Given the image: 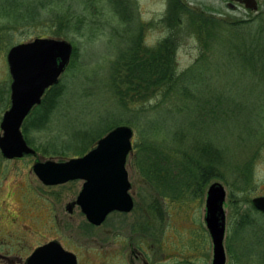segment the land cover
<instances>
[{
	"label": "rangeland",
	"instance_id": "374dc122",
	"mask_svg": "<svg viewBox=\"0 0 264 264\" xmlns=\"http://www.w3.org/2000/svg\"><path fill=\"white\" fill-rule=\"evenodd\" d=\"M7 1L0 0V9ZM17 1L19 9L15 17L9 18L10 22L1 16L3 12L0 11V122L10 105L11 76L6 62L9 49L43 35L66 40L73 46L68 69L59 82L60 87H63L59 100L62 111H55L51 116L52 122L56 121V126L61 130L52 131L53 125L51 129L31 133L35 147L52 137H65L66 133L72 132L71 128L75 132L79 131L83 119L93 117L101 119L96 125L98 128L122 118L120 125L130 127L133 139L136 138L135 126L162 119V111H158L155 104L160 100L163 89L148 86L140 78L143 77V71L136 75L130 74L124 64L133 57L146 60L147 56H154L148 53L156 52L158 58L163 48L160 45L169 35L173 36L172 41L164 44L171 48L174 58L170 64L177 73L190 67L199 56L198 41L192 30L196 23L190 26L185 16L179 17L181 13L175 4L176 0H117L122 3L121 8L115 4L116 0H59L58 3L56 0ZM180 2L196 14L226 23L251 21L264 12V0H256L255 11L229 0ZM228 2L234 8L228 7ZM224 29L222 24H216L215 35L223 34ZM75 50L76 56H73ZM238 77V74H233L231 80ZM255 82L238 81L235 84L230 82L229 85L212 82L207 88H226L232 93L254 92L249 95L254 97L252 102L246 99L247 96L240 101L264 111V79L260 78V83ZM127 87L132 90L128 91ZM116 89L119 95L115 93ZM246 125L242 124L244 130L247 129ZM255 129H259L260 137L255 136V132L246 134L248 131L244 133L241 128V136L246 142L256 140L257 148L246 192H234L229 198L230 191L225 183L212 180L198 195L200 197L185 195L184 200L165 199L161 197V191H157L144 178L141 166L136 164L134 153L130 152L125 168L133 209L128 213L109 214L100 226L90 225L79 206L73 205L83 181L45 186L32 171L33 164L37 162H62L70 157L44 156L25 139L36 151L35 155L6 160L0 154V213L9 208L32 211L38 219H34L35 228L39 230L40 238H44L39 241L36 236L31 245L57 238L69 245L79 257L80 264H211L213 246L204 222L205 200L208 186L219 182L226 190L223 242L226 264H249L244 262L241 251L253 247L254 237L264 241V235H261L264 231V215L251 205L252 198L264 196V119ZM251 152L244 154L245 161ZM28 204H32V207ZM68 204L73 207L72 213L66 210ZM238 205L242 207V213L245 211L249 214L252 221V225L244 230L248 231V237L247 234H237L235 212ZM64 223L70 224V240L63 229Z\"/></svg>",
	"mask_w": 264,
	"mask_h": 264
},
{
	"label": "trees",
	"instance_id": "16d2710c",
	"mask_svg": "<svg viewBox=\"0 0 264 264\" xmlns=\"http://www.w3.org/2000/svg\"><path fill=\"white\" fill-rule=\"evenodd\" d=\"M116 1L115 4L121 8L122 3ZM175 4L180 9L179 17L185 16L190 26L196 23L192 30L198 41L199 56L190 67L177 73L170 64L174 58L171 48L164 44L172 41L173 36L169 35L160 45L163 48L158 58L156 52H147L154 56H147L146 60L133 57L124 61L130 74L143 71L141 80L150 87L163 89L160 100L155 104V108L162 111V119L135 126L137 133L131 152L136 164L141 166L144 178L157 191H161V197L165 199L184 200L185 195L200 197L198 195L212 180L224 182L229 188L230 198L234 192L247 191L257 149L256 140L246 142L241 136V128L244 133L248 131L246 134L255 132V136L260 137V131L255 126L263 123L264 111L240 101L247 96L246 99L252 102L254 97L249 95L254 92L232 93L226 88L208 89L207 85L212 82L229 85L238 81L260 83V78L264 79V12L251 21L226 23L186 9L180 0H176ZM18 7L19 1H7L0 9L3 12L1 16L9 21V18L16 16ZM215 23L225 27L224 37L221 33L215 35ZM73 56H76V50ZM233 74L239 77L231 80ZM131 90L128 88V91ZM117 91L115 93L119 95ZM62 94L60 83L48 89L40 105L32 109L22 126L28 144L44 156L80 157L93 143L122 122V118H119L108 122L104 128H98L96 125L100 117L85 118L79 131L71 128L72 132L66 133L65 137L58 135L46 142H39L35 147L31 133L51 129L53 125L52 131L61 130L56 126V121L52 122L51 116L55 111H62L59 108ZM244 123L247 124L246 130L242 126ZM247 151H252V154L245 161ZM235 220L237 234H247L248 237V231L244 230L252 225V221L247 212L242 213L240 205L236 207ZM261 235H264L263 230ZM240 254L245 258V263L264 264L263 239L254 237L253 247L242 250Z\"/></svg>",
	"mask_w": 264,
	"mask_h": 264
},
{
	"label": "water",
	"instance_id": "95a60500",
	"mask_svg": "<svg viewBox=\"0 0 264 264\" xmlns=\"http://www.w3.org/2000/svg\"><path fill=\"white\" fill-rule=\"evenodd\" d=\"M257 10L256 0H229ZM73 46L61 39L41 38L12 47L7 55L10 85V106L4 112L0 130V154L6 160L35 155L22 133V125L33 109L41 103L44 92L58 84L69 65ZM133 131L119 125L100 138L86 154L67 161L47 160L33 164L32 171L45 186L69 181H83L82 189L73 205L79 206L87 222L100 226L112 212H131L133 199L125 168L132 150ZM226 191L219 182L209 185L205 201V225L212 240V263L226 264L224 236ZM255 210L264 215V196L251 200ZM71 206V205H70ZM70 211V208L68 209ZM28 264H77L74 254L50 242L37 248Z\"/></svg>",
	"mask_w": 264,
	"mask_h": 264
},
{
	"label": "flooded vegetation",
	"instance_id": "af4514ba",
	"mask_svg": "<svg viewBox=\"0 0 264 264\" xmlns=\"http://www.w3.org/2000/svg\"><path fill=\"white\" fill-rule=\"evenodd\" d=\"M239 4V3H238ZM244 6L243 4H239ZM228 7L234 8V5L228 2ZM134 34L136 32L134 31ZM37 38H50L47 36H39L33 38L31 41ZM29 41V42H31ZM24 43V42H23ZM8 54V52H7ZM6 54V58H7ZM7 62V60H6ZM17 160V159H14ZM32 207V204H28ZM68 204L66 210L68 213H72V205ZM70 208V211L68 210ZM23 213L25 214V218L23 217ZM35 216H33L32 211H23L22 208L17 209H7L4 212L0 213V264H28L29 257L32 255L35 249L50 243L55 242L59 244L63 250L67 252H71V249L68 247L67 243L62 242L57 238H51L48 240H44L38 242L35 246L31 245L33 241H35V237L37 236V240H41L44 238H40L39 230L35 228ZM38 220V219H37ZM64 231L67 235V239H71V227L70 224L64 223ZM66 239V237H65ZM76 256L77 264L79 257Z\"/></svg>",
	"mask_w": 264,
	"mask_h": 264
}]
</instances>
